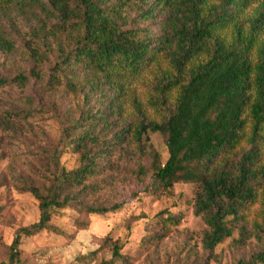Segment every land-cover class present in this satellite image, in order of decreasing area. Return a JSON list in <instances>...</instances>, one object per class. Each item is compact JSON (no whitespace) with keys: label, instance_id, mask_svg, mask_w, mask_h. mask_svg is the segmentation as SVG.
Returning a JSON list of instances; mask_svg holds the SVG:
<instances>
[{"label":"trees","instance_id":"obj_1","mask_svg":"<svg viewBox=\"0 0 264 264\" xmlns=\"http://www.w3.org/2000/svg\"><path fill=\"white\" fill-rule=\"evenodd\" d=\"M15 9L39 10L35 37L56 38L57 48L47 40L43 58L33 47L36 68L28 74L0 70V89H25L34 78L43 94L64 90L83 104L59 118L48 176L28 189L39 220L18 230L8 264L19 259L21 235L62 231L51 223L61 210L120 211L121 204H90L86 195L99 190L93 179L109 167L107 158L144 154L151 133L165 136L169 156L139 166L149 179L144 191L162 196L177 183L194 184L204 249L212 254L238 233L236 245L255 240L256 248L232 264H264V0H0V12ZM0 49H14L4 29ZM147 74L143 100L136 84ZM65 152L78 156V167L61 164ZM179 221L168 214L164 233ZM118 261L126 258L115 241L112 257L99 264Z\"/></svg>","mask_w":264,"mask_h":264},{"label":"rangeland","instance_id":"obj_2","mask_svg":"<svg viewBox=\"0 0 264 264\" xmlns=\"http://www.w3.org/2000/svg\"><path fill=\"white\" fill-rule=\"evenodd\" d=\"M38 14L39 10L29 9L0 12V29L14 44L11 52L0 49V70L5 74H28L36 68L32 58L36 45L43 58L49 50L47 40L53 49L57 48L56 38L42 41L35 37ZM131 16L136 15L132 12ZM55 54L51 51L50 60H44L43 71L55 61ZM150 78L147 74L136 84L143 100ZM82 104L81 97L64 90L51 96L43 94L34 78L25 89L17 84L0 89V264L9 263L18 230L39 220L38 202L28 189L42 186L48 176L46 156L61 133L60 116L65 111L77 114ZM8 122L12 129L6 128ZM145 142L144 154L116 153L107 158L109 167L93 179L99 183V190L86 195L90 204H121L120 211L106 215L79 214L74 209L57 212L51 223L62 231L21 235L16 264H99L112 257L115 241L126 258L116 264H232L248 256L256 248L255 240L240 247L235 243L238 233L218 245L212 254L204 249L207 226L194 212V184L177 183L162 196L144 191L149 179L138 173L139 166H149L155 156L163 162L169 156L161 133H151ZM61 164L74 169L80 163L78 156L65 152ZM168 214L180 221L164 233L161 226Z\"/></svg>","mask_w":264,"mask_h":264}]
</instances>
